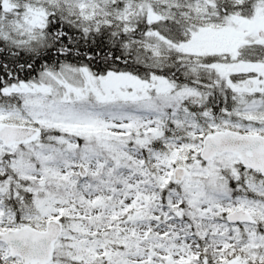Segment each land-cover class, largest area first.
I'll use <instances>...</instances> for the list:
<instances>
[{"label":"snow or ice","instance_id":"1","mask_svg":"<svg viewBox=\"0 0 264 264\" xmlns=\"http://www.w3.org/2000/svg\"><path fill=\"white\" fill-rule=\"evenodd\" d=\"M0 264H264V0H0Z\"/></svg>","mask_w":264,"mask_h":264}]
</instances>
